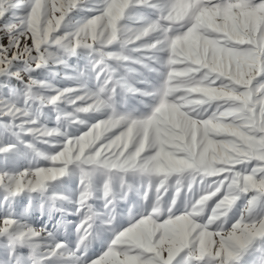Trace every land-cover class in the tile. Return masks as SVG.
<instances>
[{
    "label": "snow or ice",
    "instance_id": "6c2138e0",
    "mask_svg": "<svg viewBox=\"0 0 264 264\" xmlns=\"http://www.w3.org/2000/svg\"><path fill=\"white\" fill-rule=\"evenodd\" d=\"M57 67L70 86L33 75ZM118 89L147 111L119 112ZM129 175L139 218L129 206L90 258L89 201L111 225ZM66 176L74 200L57 190ZM35 211L60 216L36 227ZM65 215L80 217L74 242L56 237ZM0 264H264V0H0Z\"/></svg>",
    "mask_w": 264,
    "mask_h": 264
},
{
    "label": "rangeland",
    "instance_id": "374dc122",
    "mask_svg": "<svg viewBox=\"0 0 264 264\" xmlns=\"http://www.w3.org/2000/svg\"><path fill=\"white\" fill-rule=\"evenodd\" d=\"M149 10L146 9H133L132 14L135 16L137 13H144L148 14ZM74 18H79L84 15H90V13H73L72 14ZM127 26L132 27L135 25V20H128ZM6 43V41H4ZM69 63H83L82 60H78L77 57H73ZM52 71H56L62 74V69L55 68H43L40 70H37V72L33 73V75L40 80H48L53 84H56L57 86L64 87V86H70L72 82L70 81H64L61 79V75L53 76ZM143 71V70H141ZM145 75H148L145 73ZM154 79V77H152ZM130 82L132 81V78H129ZM93 86V84L90 82V87ZM136 87H143V85L135 84ZM115 101V107L117 110L121 113H129L135 111L136 113H143L147 111V109L144 108L142 104L138 102V98L133 96L132 94L121 92L119 89L117 90V94L114 96ZM46 117L47 119L45 122L48 124L49 127L55 126V119H54V113L50 109H45ZM53 116V119L51 117ZM89 120V123L95 122L96 119L104 118L103 115L99 113L90 114L89 117H86ZM70 132H75L78 134V130L73 128L69 129ZM38 147H41L45 151H50L48 148H46L43 145H38ZM47 162L45 161H39V164L41 166H44ZM19 166H27V160L21 159L19 161ZM104 176L100 174H96L92 177V184L93 187L96 189H100L102 187V184L104 182ZM128 183H131L134 187L132 191L128 192L127 198L123 200H116L115 201V219L111 225L106 224L104 221L107 219V217L104 215L105 212H107V209H104L103 207V201L101 199L93 198L89 201L90 204H92L93 208L100 213L98 218L95 221L94 224V234H98L97 239L93 240L91 245L89 246L87 250V255L90 258H95L96 256L100 255L103 250L107 246V241L111 239L112 232L108 229L115 228L116 230H119L123 227L129 226L130 217H129V206H132V220L139 218V214L141 212V199L140 196L137 194L136 189L139 188L140 193L143 192V182L133 177L132 175H129L125 178ZM174 182V181H173ZM62 186H58L57 190L64 192L65 195L69 196L71 199H75L77 195V186H78V176H66L62 178ZM113 189L117 192H119V181L114 180L113 181ZM173 194V189H169V192L165 196V200H170L171 196ZM95 195H99V192L95 193ZM18 199H25V197H18ZM184 197L181 196L178 198V205L182 206ZM150 203V201H149ZM243 201H238L237 206L233 208L232 212L229 213V219L225 224V227H229L232 220L235 219L236 216L239 215V207L242 205ZM59 206L66 208L68 211H74V205L69 204L67 202H64L60 204ZM60 216L59 213L53 214L52 217H49V215L45 212L44 214H41L39 211H35L32 213L28 220L30 223H34L36 227H41L45 223L48 224V227L51 229L52 225L55 223L56 219H58ZM80 217L77 215H65L64 220L66 222L70 221L71 223H66L65 226L56 232L57 239H62L67 241L74 242L75 237V224L79 221ZM70 247H74V243L69 244Z\"/></svg>",
    "mask_w": 264,
    "mask_h": 264
}]
</instances>
